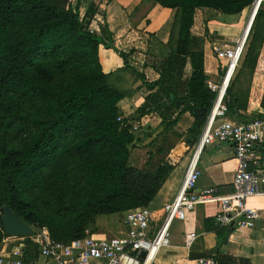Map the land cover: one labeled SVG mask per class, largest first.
Listing matches in <instances>:
<instances>
[{"label": "trees", "instance_id": "obj_1", "mask_svg": "<svg viewBox=\"0 0 264 264\" xmlns=\"http://www.w3.org/2000/svg\"><path fill=\"white\" fill-rule=\"evenodd\" d=\"M106 2L0 0V217L7 206L33 229L31 236L45 228L63 244L93 236L99 216L149 207L174 170L166 157L179 143L194 146L216 98L207 86L204 39L193 33L198 12L237 16L255 0H142L147 11L137 31L147 58L141 60L132 45H114ZM163 10L172 17L166 43L145 32L149 16ZM100 12L104 25L93 32ZM262 32L264 0L226 91L227 115L238 122H245L240 112L247 110L241 83H250L254 74ZM101 51H111L120 67L104 72ZM146 69L157 79L148 81ZM140 90L143 102L123 117L119 103ZM183 115L193 122L179 133ZM137 149L145 151L146 160H134ZM231 232L232 227L216 231L219 246ZM31 236L18 238L25 264L40 255ZM7 238L0 221V248Z\"/></svg>", "mask_w": 264, "mask_h": 264}, {"label": "built area", "instance_id": "obj_2", "mask_svg": "<svg viewBox=\"0 0 264 264\" xmlns=\"http://www.w3.org/2000/svg\"><path fill=\"white\" fill-rule=\"evenodd\" d=\"M263 0H259V4ZM245 39L236 42L231 49H217L215 57L226 64V76L220 86L208 82V89L216 94L207 122L196 144L193 159L173 201L159 211V225L152 231L151 225L157 218L149 208L142 207L123 214V230L110 239H97L86 233L83 239L63 244L50 238L48 231L41 228L31 242L39 247L42 258L54 264H156L162 249L170 247V227L174 222L186 224L188 215L197 206L216 204L215 215L218 228H254L259 219L257 209L250 208L247 200L264 197V172L256 147L264 142V118L244 123L227 119L226 91L230 78L242 56ZM231 73L230 78L228 75ZM123 118L119 117L118 121ZM138 127L133 125V131ZM228 143L233 146L237 163L232 180V193L218 195L215 188L197 189L200 178L197 162L200 153L207 146ZM195 232L185 233L183 248L190 249L196 241ZM18 238H7L13 243ZM22 241V240H21ZM144 254L142 257L141 255ZM0 264H25L23 246L12 248L8 254L0 255ZM192 264H218L213 258L193 259Z\"/></svg>", "mask_w": 264, "mask_h": 264}, {"label": "crops", "instance_id": "obj_3", "mask_svg": "<svg viewBox=\"0 0 264 264\" xmlns=\"http://www.w3.org/2000/svg\"><path fill=\"white\" fill-rule=\"evenodd\" d=\"M252 7L250 8L252 9ZM250 8L237 16H224L210 9H203L199 11L196 16L193 33L204 39V71L209 78V82L216 86H220L224 81L226 76V64L216 59L214 53L217 49H231L236 42L241 41L248 35V26L251 20ZM149 19L151 20V24L146 27L145 32L150 31V33H155V36L160 42L166 43L170 25H168V23L164 24L165 20L156 21L157 17L152 14L149 16ZM154 23L156 24L155 26ZM109 29L110 31H113L111 30L110 25ZM246 33L247 35L245 36ZM262 34L264 35L263 32ZM101 52H103L104 56L106 54L104 58L101 56L104 72L108 73L109 71L120 67V62L111 51ZM109 53L114 55L115 61L107 67L108 63H104V61L110 59ZM260 54L250 83H246V81L241 83V88H245L247 91V110L246 112H240V115L243 116L245 122L264 118V110L261 107V102L264 96V42ZM236 68L230 80L233 78ZM148 78L150 81L157 79L155 73ZM143 92V90H140L132 99H125L119 103V108L123 117L129 116L125 115L126 112H129L130 114L136 111L138 106L143 102ZM149 119L150 118H147L142 121L143 126L144 122H150ZM227 119L235 123H244L236 121L237 118L235 117L229 118L228 115ZM192 122V119L188 115H183L176 126L177 131L179 133L185 132L191 127ZM198 141L192 147H188L184 143H179L170 152L168 157L171 162H167L174 167V170L149 205L150 207L155 206L160 202L163 203L160 208L151 210L157 217L151 225L152 231H155L159 225V211L164 205L170 203L176 197L185 174L187 173L188 167L193 159ZM256 152L261 159V170L264 172V142L256 147ZM133 153L134 160H146L144 150L137 149L134 150ZM236 168L237 163L234 159L232 145L224 143L207 146L198 157L197 169L200 171L201 175L197 181L196 188H215L218 195H228L233 191L232 180ZM247 205L250 208L257 209L259 212V219L256 221L254 228L251 230L232 228V232L228 236L226 242L220 246L218 244L220 239L217 238L216 231L220 229L224 230L229 227L218 228L215 225L214 217L219 212L218 206L216 204L197 206L194 212L188 215V221L186 224L177 222L180 223V225H177V234L173 237L170 235V247L164 250L161 257L162 260L157 259L156 264H192L193 259H215V256L218 258L222 257L230 262H235V264H264V197L248 199ZM190 232H195L197 239L192 247L187 250L183 248V236L185 233ZM14 244L15 243H11L5 239L0 248V255H7L8 252L14 248ZM16 244L18 246H24L22 242ZM28 263L54 264V262L45 260L40 255L35 260H30ZM217 263L220 264L218 261Z\"/></svg>", "mask_w": 264, "mask_h": 264}, {"label": "rangeland", "instance_id": "obj_4", "mask_svg": "<svg viewBox=\"0 0 264 264\" xmlns=\"http://www.w3.org/2000/svg\"><path fill=\"white\" fill-rule=\"evenodd\" d=\"M104 2L108 3L106 8H105V13H106V21L108 23V25H110V28L113 34V41H114V45H116L118 48H122L125 45H128V47H130V45H132L133 47H135L136 49L140 50L139 53V58L140 60L142 58H147L146 56L144 57V55H142V51L145 49V43L144 41L142 42V38L139 34V30L142 29L143 25V21H139L143 15L146 13L147 11V6H144L141 2L142 0H135L134 2H132V4L128 3L126 0H103ZM130 4V5H128ZM124 6V7H123ZM136 7H138L139 9H137L136 11H133ZM251 10V8H250ZM249 10V11H250ZM85 11V8H80L79 14L80 17L83 16ZM165 11V12H163ZM161 12H157L156 15H154L155 17H157V20H165L164 24L166 23H170V21H172V17H171V12L168 10H163ZM101 12H103L101 10ZM101 12L98 15L96 21L94 23H92V25L90 26V29L93 32H100V27H102L104 25L103 21L101 20ZM166 12H170V13H166ZM251 12V11H250ZM156 24L154 23V26ZM169 25V24H168ZM136 28V29H135ZM138 29V31H137ZM152 29V27H151ZM150 33V31H149ZM121 36V38H120ZM118 37V38H117ZM156 49V48H155ZM160 53V52H159ZM157 53H155V55H157ZM106 56V54H105ZM103 55V58L105 57ZM149 56H153V55H149ZM109 58L110 59H106V61H104V63H108L107 67H109L114 61H115V57L114 55L109 53ZM105 60V59H104ZM133 65V64H132ZM138 66L140 65L138 62H135V64L133 66ZM139 68H142V66H138ZM145 75L148 77H151L152 74H154V72L151 69H146L144 71ZM156 75V74H155ZM157 77V75H156ZM148 81L149 78H148ZM154 81V80H153ZM134 114L129 112H126L125 115H129L130 117ZM127 116V117H129ZM148 124V122H144V127H146V125ZM138 128L139 125L135 124ZM187 131V130H186ZM170 155V154H169ZM168 155V156H169ZM166 157V160L170 161L169 157ZM145 158V157H143ZM142 165V164H140ZM163 205L162 202L158 203L155 206H150L149 209L150 210H154L157 208H160ZM122 215L123 214H115L112 216H99L96 218L95 221V229L96 231H94L93 237L97 238V239H110L113 238L114 236L118 235V233L123 229V225H122ZM177 225H180V223L175 222L173 224L172 227H170V235L173 237L175 234H177ZM21 240H16L13 243L14 244V248L18 247V245L16 243H19ZM171 241V239H170ZM165 249H162L158 255V260H162V253L164 252Z\"/></svg>", "mask_w": 264, "mask_h": 264}, {"label": "water", "instance_id": "obj_5", "mask_svg": "<svg viewBox=\"0 0 264 264\" xmlns=\"http://www.w3.org/2000/svg\"><path fill=\"white\" fill-rule=\"evenodd\" d=\"M252 6L255 7L253 13L254 17L259 7V0H255ZM251 24L252 21H250L248 29H250ZM244 39H246V37H244ZM0 221L5 234L9 238H23L33 235V229L28 224L17 218L7 206L2 207ZM141 256L143 257L144 254Z\"/></svg>", "mask_w": 264, "mask_h": 264}, {"label": "bare ground", "instance_id": "obj_6", "mask_svg": "<svg viewBox=\"0 0 264 264\" xmlns=\"http://www.w3.org/2000/svg\"><path fill=\"white\" fill-rule=\"evenodd\" d=\"M254 10H255V7H253L252 9H251V20L250 21H253V13H254ZM250 23V22H249ZM247 35V33L245 34V36ZM230 75H231V73L228 75V78H230Z\"/></svg>", "mask_w": 264, "mask_h": 264}]
</instances>
